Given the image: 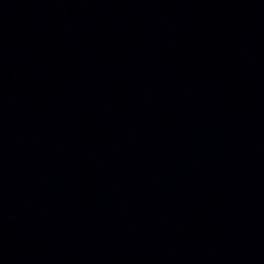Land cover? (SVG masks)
Masks as SVG:
<instances>
[{
  "label": "water",
  "instance_id": "obj_1",
  "mask_svg": "<svg viewBox=\"0 0 264 264\" xmlns=\"http://www.w3.org/2000/svg\"><path fill=\"white\" fill-rule=\"evenodd\" d=\"M0 264H264V0H0Z\"/></svg>",
  "mask_w": 264,
  "mask_h": 264
}]
</instances>
